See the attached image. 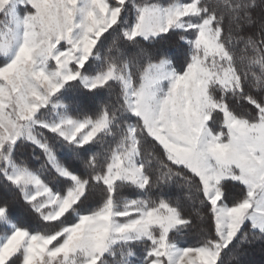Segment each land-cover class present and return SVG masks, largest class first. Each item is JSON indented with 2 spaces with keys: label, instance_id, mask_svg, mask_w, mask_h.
<instances>
[{
  "label": "snow or ice",
  "instance_id": "obj_1",
  "mask_svg": "<svg viewBox=\"0 0 264 264\" xmlns=\"http://www.w3.org/2000/svg\"><path fill=\"white\" fill-rule=\"evenodd\" d=\"M256 241L264 0H0V264H239Z\"/></svg>",
  "mask_w": 264,
  "mask_h": 264
},
{
  "label": "trees",
  "instance_id": "obj_2",
  "mask_svg": "<svg viewBox=\"0 0 264 264\" xmlns=\"http://www.w3.org/2000/svg\"><path fill=\"white\" fill-rule=\"evenodd\" d=\"M193 223L196 227L187 237L189 243L195 242L200 227H207L206 222L202 223L195 217H193ZM225 264H237V262L231 261L228 256H225ZM239 264H264V241H256L251 245H245L242 249Z\"/></svg>",
  "mask_w": 264,
  "mask_h": 264
}]
</instances>
